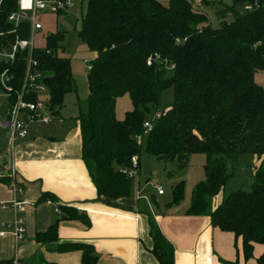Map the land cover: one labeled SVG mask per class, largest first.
<instances>
[{
	"label": "trees",
	"instance_id": "1",
	"mask_svg": "<svg viewBox=\"0 0 264 264\" xmlns=\"http://www.w3.org/2000/svg\"><path fill=\"white\" fill-rule=\"evenodd\" d=\"M16 2L4 0L0 6V46L11 45L16 37L29 38L27 24L14 29L7 23ZM207 6L214 9L219 27H212L200 11ZM78 37L94 54L86 77L87 110L76 117L94 202L132 196L133 179L124 172L131 169L133 158L139 168L143 142L146 155L173 165L168 178L184 170L191 156L201 154L204 178L192 188L186 215L208 217L212 228L240 239L244 261L253 258L254 246H262L256 263L264 264V81H255L256 75L264 77V0H232L230 7L206 0H86ZM63 40L62 32L48 33L44 48L32 51L36 72L46 75V106L55 120L61 119L65 96L74 91L70 60L59 55ZM26 57L27 51L20 52L13 65H0V72L10 69L18 92ZM170 89L171 102L152 119L162 94ZM124 95L132 110L118 121L116 100ZM28 99L34 101L33 96ZM147 121L151 131L138 144ZM241 157L256 160L249 165V190L223 196L210 210ZM2 182L9 184V177ZM183 194L184 183L179 182L171 189L168 206L180 204ZM41 202L57 206L59 214L45 232L36 234L35 242L56 244L58 253L79 251L81 264H97L92 245L58 243L59 223L76 221L89 228L86 213L60 204L50 193L41 194ZM149 236L157 263L174 264V249L152 220ZM32 264L49 263L39 259Z\"/></svg>",
	"mask_w": 264,
	"mask_h": 264
},
{
	"label": "crops",
	"instance_id": "2",
	"mask_svg": "<svg viewBox=\"0 0 264 264\" xmlns=\"http://www.w3.org/2000/svg\"><path fill=\"white\" fill-rule=\"evenodd\" d=\"M42 30L43 27L39 32ZM74 123L75 126L66 129L57 124L44 132L32 124L27 139L16 145L13 162L22 192L13 195L9 184L2 182L8 174L0 176V205L10 203L13 198L27 203L23 215L25 235L18 244L8 232L0 237V262L16 257L20 264H32L39 259L49 264H81L79 251L58 253L54 251L56 244L41 246L35 242L36 234L45 232L58 215L49 202L37 203L41 194L50 193L60 204L86 213L90 221L89 228L76 221L59 223L58 243L92 245L97 264H158L151 255L150 220L172 245L174 264H257L262 246H254L253 258L244 261L240 239L212 228L208 217L187 216L189 201L168 206L171 199L164 198L165 192L162 196L155 194L153 184L164 187L150 178L153 173L146 170L147 163L141 162V157L131 197L94 202L96 192L81 160L79 124L77 120ZM148 163L155 167L149 159ZM148 187L153 189L149 197L144 194ZM222 198V193L214 198L212 210ZM12 221V212L0 209V231L2 225Z\"/></svg>",
	"mask_w": 264,
	"mask_h": 264
},
{
	"label": "rangeland",
	"instance_id": "3",
	"mask_svg": "<svg viewBox=\"0 0 264 264\" xmlns=\"http://www.w3.org/2000/svg\"><path fill=\"white\" fill-rule=\"evenodd\" d=\"M72 6L63 14H45L39 16V22L43 27V30L33 36V46L36 49H43L45 46L44 38L49 32H62L64 36L63 48L64 50L59 53L63 58L70 60L71 74L73 77L74 91L65 96L63 105L60 111L61 119L55 120L52 118L48 125L37 123L34 126L41 131H45L48 128H56L57 124H62L64 129L75 126L76 117L85 113L87 110V70L88 62L94 58V54L89 52L87 47L78 37V31L80 29L81 17L83 16L86 8V0H71ZM168 0H161L162 3L167 4ZM208 2H220L225 6L230 7L232 0H206ZM193 8L197 9V3L193 4ZM198 11V9H197ZM202 11L206 14L212 24V27H219L214 9L211 6L203 7ZM228 21V20H227ZM255 81L258 84H262L264 77L262 75H256ZM172 100V90L165 91L161 96V106L158 110L161 113L164 107ZM5 99L0 95V103H4ZM132 110V104L128 95H124L116 100L115 116L118 121L123 120L126 112ZM43 131V132H44ZM19 141L17 144L21 143ZM141 162L144 160L147 163L149 173H153L150 178L155 179L164 187L165 199H171V189L179 182L184 183L183 200L180 204H186L191 196L193 186L203 180V165L205 158L201 154L193 155L189 158L187 167L184 170L176 172V176L170 178L167 177V172L173 168L170 163L164 164L162 162H156L152 157L146 155L143 151L144 142L142 144ZM148 159L154 162L155 167L151 168L148 163ZM255 158L253 157H241L237 163L233 176L227 182L223 196H227L229 193L238 189L249 190L251 185V171L249 165L253 163ZM11 166V158L7 157L5 152L0 155V176H6ZM147 172V173H148ZM142 175H145L142 169ZM138 178V177H137ZM137 184L136 178L132 181V188ZM153 191L152 187H148L144 194L149 197V194ZM156 194V193H155ZM213 201L210 205L212 210ZM56 216V215H55Z\"/></svg>",
	"mask_w": 264,
	"mask_h": 264
},
{
	"label": "built area",
	"instance_id": "4",
	"mask_svg": "<svg viewBox=\"0 0 264 264\" xmlns=\"http://www.w3.org/2000/svg\"><path fill=\"white\" fill-rule=\"evenodd\" d=\"M3 2L4 0H0V6ZM71 6V0H31L30 6L25 8L21 6V0H17L15 11L7 15V23L13 26L14 29H18V26L21 24L29 26L28 39H18L16 37L11 45L0 46V65H13L18 53L27 51L21 91L18 92L15 89L14 75L11 74L9 68L0 72V95L5 99L4 103H0V105L7 103L12 106L7 111V119H0V127L6 130V145L3 152L7 154V157L11 158V167L8 172L10 183L8 187L13 195L22 192V188L16 182V171L13 162L14 149L17 143L27 139L30 125L37 123L48 125L50 122V116L47 111L48 107L46 106L48 102V89L43 83L46 75L36 72L38 65L32 56V51L34 50L33 36L42 29L39 16L45 14H63ZM246 10H250V7H247ZM30 96L34 97V101L28 99ZM12 98L14 100L11 103L9 100ZM160 114L158 112L152 119L159 118ZM150 131L151 122L147 121L143 125V134L137 137L138 144L142 142V138L146 137ZM124 173L128 178L133 180L136 178L137 180V158L132 159L131 169ZM153 188L158 196L164 195V189L161 186L153 184ZM137 197L139 198L140 194L137 193ZM26 205V202H20L14 198L10 203L0 205V209H9L13 214V221L10 224L2 225L3 230L0 231V237H4L9 233L15 244L24 240L25 224L23 215ZM54 212L59 214L55 205ZM0 264L20 263L15 257L9 262H0Z\"/></svg>",
	"mask_w": 264,
	"mask_h": 264
},
{
	"label": "water",
	"instance_id": "5",
	"mask_svg": "<svg viewBox=\"0 0 264 264\" xmlns=\"http://www.w3.org/2000/svg\"><path fill=\"white\" fill-rule=\"evenodd\" d=\"M236 11L241 13V14L243 13V9L242 8H239ZM11 107H12L11 104H7V103L0 105V119L1 120L7 119V111ZM5 145H6V130L2 129L0 127V155L3 152V150L5 148Z\"/></svg>",
	"mask_w": 264,
	"mask_h": 264
},
{
	"label": "clouds",
	"instance_id": "6",
	"mask_svg": "<svg viewBox=\"0 0 264 264\" xmlns=\"http://www.w3.org/2000/svg\"><path fill=\"white\" fill-rule=\"evenodd\" d=\"M31 4V0H21V6L22 7H29Z\"/></svg>",
	"mask_w": 264,
	"mask_h": 264
}]
</instances>
